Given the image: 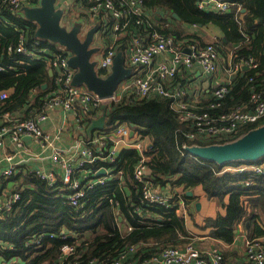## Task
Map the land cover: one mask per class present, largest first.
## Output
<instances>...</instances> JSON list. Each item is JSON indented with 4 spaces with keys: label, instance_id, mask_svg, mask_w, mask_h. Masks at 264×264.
Listing matches in <instances>:
<instances>
[{
    "label": "trees",
    "instance_id": "obj_1",
    "mask_svg": "<svg viewBox=\"0 0 264 264\" xmlns=\"http://www.w3.org/2000/svg\"><path fill=\"white\" fill-rule=\"evenodd\" d=\"M232 1L242 5V18H239L235 7L228 13L214 8L200 9L197 0H144V8L154 20L157 13L161 17L159 22L163 25L156 24L154 28L149 27V31L157 30L185 43L192 40L205 45L207 42L200 38L197 30L193 31L197 34L186 35L188 27L192 25L201 29V26L219 23L237 33L236 41L240 44L234 51V60L253 57L257 62V66L238 72L241 74L231 80L229 89L220 99L219 105L210 106L216 100L214 95L203 102L204 109L216 114L227 113L238 106L252 109L253 93L261 92L264 96V0ZM160 9H163V13ZM174 12L179 18L173 15ZM166 23L168 25L164 27ZM184 23L189 26L184 27ZM63 24L69 25L66 21ZM94 24L99 25L101 29V21L92 20L91 25ZM142 27L148 28V24H131L130 28L126 29L127 34L122 38L123 42L118 41L120 45L116 44L117 50L125 53L132 36ZM36 28L37 23L28 20L22 12L0 10V63L16 64L19 59L25 62L24 65H17V69L13 71L0 70V92L10 90L9 96L0 100V114L6 110L26 108L29 115V108L39 109L45 100L43 95L47 90L42 89L41 85L50 78L47 62L50 54L30 58L8 50L9 44L17 42L21 30H27L29 41L36 38ZM217 41L220 42L216 43L219 51L220 45L225 43L222 40ZM41 47L54 48L69 54L64 46L48 39H42ZM127 64L132 67V75L126 79L144 75L145 72L141 69L146 66L130 64L128 60ZM98 72L102 76L106 75L104 69H98ZM37 86L39 89L32 92ZM134 94L135 91L129 89L120 100H107L103 104V109H107L105 126L96 131L112 129L127 122L145 143V152L150 156L147 172L159 188L165 191L174 185L182 186L184 190L200 187L207 197L216 198L220 209L216 215L207 216L203 224L204 228H211L212 236L231 243L241 224H249L250 235L264 236V227L261 225V215L264 213V173L219 174L218 171L227 163L238 164L244 160H231L220 164L212 159L191 155L183 146L231 142L260 124H246L236 133L226 137L191 139L185 135V129H191L192 124L179 119L176 111L170 106L169 98L163 95L137 98ZM180 129L184 130L180 132ZM137 156L136 150H121L115 164L108 165L117 166L116 171H122V185L119 183V173L107 184L91 190L83 200L84 206L80 208L63 202V197L69 193L62 188L64 183L60 178L54 186L26 170L7 178L6 181L14 182V189L21 193V197L10 211L2 212L0 216V264L59 263L58 255L62 244L74 241L80 242L78 251L83 261L98 257L104 264H113L114 258L121 250L133 245L136 251L131 264H151L146 259L163 247L181 246L191 240L185 217L176 211V207L141 202L140 186L133 180ZM262 160L264 155L257 159ZM248 179H252L253 183L246 185ZM125 185L131 190L129 195L124 189ZM183 197L188 203L195 196L183 192ZM111 198L119 203L118 208ZM224 201L225 206L222 207ZM137 204L144 207V214L136 212ZM128 226L131 228L128 229ZM41 232H66L72 236L66 239L51 237L41 244L32 243V239ZM71 262L72 260L68 259L63 264Z\"/></svg>",
    "mask_w": 264,
    "mask_h": 264
},
{
    "label": "built area",
    "instance_id": "obj_2",
    "mask_svg": "<svg viewBox=\"0 0 264 264\" xmlns=\"http://www.w3.org/2000/svg\"><path fill=\"white\" fill-rule=\"evenodd\" d=\"M40 1V0H39ZM60 0H57L59 2ZM66 1V0H64ZM86 8V20L101 21V34L107 39L108 44L103 49L97 60L96 68L104 69L106 75L111 72L114 58L118 52L116 46V34L127 33L126 29L131 24L142 26L148 24L147 10L144 8V0H77ZM39 4L36 0H0V10L7 9L12 12H22L24 5ZM200 9L214 8L217 11L228 13L235 7L242 18V5L232 0H197ZM150 17V16H149ZM195 25V24H194ZM28 40L27 30H21L17 42L9 44V52H17L25 57H39V52H45L49 47H41L42 38ZM190 48V52H184L183 47ZM54 49V48H53ZM127 60L130 64L149 66L153 59L162 53H168V60L161 62L157 67L149 69L144 75L123 80L117 89L108 97H102L85 85L73 83L76 69L69 62V54L54 50L50 57V65L53 69L54 85L45 94L42 107L32 116L24 118L16 112H2L0 131V146H5L2 136L11 135L12 144L16 145V151L6 152L0 158V176L9 178L17 171L26 170L36 174L54 186L58 178L65 184L69 193L65 195L64 202L75 208L83 207V200L91 190L97 186L105 185L119 174V183L122 185V171L115 164L123 149L136 150L137 161L134 165L133 180L140 186L141 202L157 204L166 207H176V211L186 215L183 205V196L180 191H164L159 188L148 175V161L150 156L145 152V143L139 139L136 131L127 123H120L112 129L98 131L91 137L80 136L70 144L61 143L62 131L73 122L79 128L83 127L86 120L98 117L103 110V104L107 100L118 101L129 89L135 91L137 98H151L155 95H163L170 99V106L176 111L183 122L192 124L191 129H185V135L191 139L197 137L220 138L236 133L241 126L251 123L264 125V96L261 92L252 95V109L238 106L227 113L216 114L204 109L201 102L192 103L185 98L187 95L184 86H176L169 83L174 78L180 65L192 67L199 64L205 73L212 75L217 70L218 49L216 42H207L205 45L197 41L185 43L170 34L154 30L148 40H143L138 34L132 36L127 47ZM249 67L257 66L253 57L242 60ZM23 65L22 60L4 65L0 63V70L13 71L17 65ZM239 68L240 64H235ZM105 75V76H106ZM229 89V83H220L213 87L215 101L210 106L220 104V99ZM9 96L8 90L0 92V100ZM63 111V123L51 131L45 128V124L51 118L54 110ZM134 131L131 134V131ZM184 129H180L182 132ZM26 137H30L25 143ZM189 154V147L183 145ZM192 155V154H191ZM109 166V167H108ZM105 168V173L99 170ZM224 172L238 173H264V160L244 161L238 164L222 166L219 174ZM253 183L252 179L245 184ZM21 193L16 189L6 190L0 197V216L2 212L10 211L20 199ZM117 207L119 203L111 198ZM183 205V206H182ZM182 206V207H181ZM118 208V207H117ZM138 214H144V207L135 205ZM118 213V211H116ZM126 228V227H125ZM131 226H128L130 229ZM122 229V228H121ZM66 232H41L32 239L41 243L46 237H58L66 239ZM80 242H65L61 246L58 255L59 263L63 264L68 259V264H104L98 257L89 260H81L78 251ZM136 249L133 245L121 250L114 258L113 264H131ZM223 251L219 246L202 249L189 240L181 246H165L157 253L146 259L155 264H226ZM54 264V262H53ZM243 264H264V237H251L246 240L245 262Z\"/></svg>",
    "mask_w": 264,
    "mask_h": 264
},
{
    "label": "crops",
    "instance_id": "obj_3",
    "mask_svg": "<svg viewBox=\"0 0 264 264\" xmlns=\"http://www.w3.org/2000/svg\"><path fill=\"white\" fill-rule=\"evenodd\" d=\"M57 6L62 7L64 9L65 14H64V17L62 18V22L64 23V21H66L69 24L67 25L68 27L72 26L75 22L82 21V30L86 32V30H88L91 26H93L91 25L90 19L86 20L87 13H84L86 12V8L83 6V3L81 1L60 0L59 2H57ZM160 12L163 13V9H160ZM147 16H148V28H143V27L138 28V31L135 32L143 40H148L150 37L151 31H149V27L154 28L156 24L158 26H163L162 22H159L161 17L157 13L155 14L156 16L155 20L154 18H152L150 12L148 11H147ZM174 24H176V22H174ZM167 25L168 24L166 23L164 27ZM187 25H188L187 23H184L183 26L185 27ZM189 27L187 29L186 35L198 33L200 38L203 39L205 42L213 41L217 43L218 42L217 40H222L225 43V44L220 45L221 50L219 49L218 51L219 56H218L217 70L212 75L205 73V71L199 64H196L192 67L180 65V68L176 76L172 78V80H170L169 82V83H173V85H176V86L185 85L184 87H186L187 99L191 101L192 103L201 102V105H203V102H206L213 95L212 90L214 86L220 83L230 84L231 80L234 77L241 74V73H238L241 69L243 70L247 68L244 67L246 64L242 60H239V61L234 60V51L236 50V48L239 46L240 43L236 41L237 33L236 32L234 33L231 28L229 27L226 28L219 23H211L203 27L201 26V29H197L192 25ZM194 30H197V33H194L193 32ZM126 34L127 33L125 32L119 33V34L117 33L116 40H115L116 44L120 45L118 41L123 42L122 38L125 37ZM129 40L130 39H128V41ZM94 42L96 45L100 46V50L93 55L94 58L98 59L100 58V55L102 54L103 49L108 44V41L107 39L103 37L100 31V33L97 35V38L95 34ZM54 50L55 49L48 48L46 49L45 52H39L40 57L42 56V54H50L47 57L48 58L47 62L49 65L48 72H49L50 78H48L44 82V83H47L48 85L46 88H43L41 85L42 89L47 90L43 95L44 97H45V94L54 85L53 73H50L52 68H51L50 60H49ZM127 52L128 50L126 48V52L124 53L126 57V61H127ZM168 56L169 55L167 52L160 54L155 59H153V61L151 62L149 66H146L142 68L141 70L143 72H147L149 69L157 67L161 62L167 61ZM24 63L25 62L23 61V65ZM235 64H240L239 68H236ZM38 89H39V86L34 87L31 91L36 92ZM8 92H10L9 89H8ZM43 103L41 104L40 108L42 107ZM39 109L29 108L28 110L30 112L29 115L27 114L26 108L6 110V111L16 112L20 114L22 117L27 118V117L32 116ZM63 116H64V113L62 110L60 109L54 110L51 114L50 120L46 122L45 128L49 131L53 130L58 125V123H61V124L63 123ZM90 121L89 122L85 121L83 127L81 128L76 126L75 123L71 122L70 126L68 128H65L62 131L61 143L70 144L74 142L78 137L84 136V135L85 137H90L87 134V130H86ZM0 131H1V126H0ZM97 132L98 131L95 130L93 134ZM1 139H3L5 146H0V158L6 152L16 151L15 150L16 145L12 144L11 135L9 133L4 134ZM27 139L31 141L30 137H26V139L24 140L25 143L27 142ZM0 164H3V163H0ZM21 172L17 171V173L14 175L20 174ZM6 179L7 178L0 176V197L3 196V193H5L6 190L10 191L14 189L15 187L14 182L6 181ZM174 186H169L168 187L169 191L171 192L180 191V194H182L183 196V192L187 194L188 190H192L193 192L192 195L195 196L194 199L190 200L191 202H188V203H186L187 200L184 197L182 198V200H183V205L185 206V209H186V215L184 217H185L188 233H189L190 239L196 244V246L202 249H208L214 246H219L224 253L223 255H224V258L226 259L225 262H227L228 264H243L245 262L246 240L248 238L253 237V235H250L249 224L247 223L248 225H244V224L239 225L237 235L234 241L231 243H228L226 241L221 240L220 238L212 236L210 234L211 228L209 227L204 228L203 224L207 216H214L219 211L220 203L217 201V199L214 197H207L206 193L203 192L200 187H195L193 189L184 190L182 186H178V185H174ZM165 191L168 192V190H165ZM64 197H63V202H64ZM198 201L200 202L199 208L196 207V203ZM224 206H225V201L222 203V207ZM261 225L264 227V213H262L261 215ZM261 237H264V236H261ZM48 238H51V237L44 238L42 242ZM11 247L12 246H8V248H11Z\"/></svg>",
    "mask_w": 264,
    "mask_h": 264
},
{
    "label": "water",
    "instance_id": "obj_4",
    "mask_svg": "<svg viewBox=\"0 0 264 264\" xmlns=\"http://www.w3.org/2000/svg\"><path fill=\"white\" fill-rule=\"evenodd\" d=\"M22 11L28 20L37 23L36 36L56 42L68 49V62L76 69L73 78L74 84L85 85L100 96L108 97L123 80L132 75V67L127 64L125 54L120 50L115 55L111 72L102 76L97 71V60L93 57L100 50V46L94 44L99 25L91 26L86 32L82 30V21L75 22L70 27L64 25L62 18L65 11L62 7L57 6V0H40L39 4L24 5ZM173 15L179 18L176 12ZM183 51L189 53L190 48L184 46ZM244 67L248 68V65ZM50 73H53L52 69ZM47 85V83H43L42 87L46 88ZM106 118L107 109L105 108L98 117L90 121L86 129L87 134L91 137L95 130L103 129ZM133 132L132 130L131 134ZM189 151L194 156L212 159L220 164L239 159L257 160L264 155V125L231 142L191 146ZM105 171V168L99 170L100 173H105ZM124 189L128 195L131 193L128 185H125ZM187 194L192 195V190H188ZM196 207H200L199 201L196 203ZM69 236L71 237L72 234L70 233Z\"/></svg>",
    "mask_w": 264,
    "mask_h": 264
},
{
    "label": "rangeland",
    "instance_id": "obj_5",
    "mask_svg": "<svg viewBox=\"0 0 264 264\" xmlns=\"http://www.w3.org/2000/svg\"><path fill=\"white\" fill-rule=\"evenodd\" d=\"M23 13V12H22ZM95 134V133H94ZM94 134H93V137H94ZM63 189H65V184L63 185L62 187ZM39 235V234H38ZM78 242V241H77ZM151 264H155L154 262H151Z\"/></svg>",
    "mask_w": 264,
    "mask_h": 264
}]
</instances>
